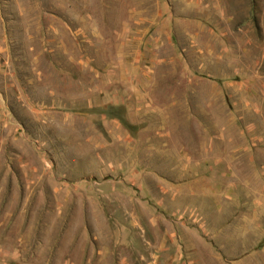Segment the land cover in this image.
<instances>
[{
    "label": "rangeland",
    "instance_id": "374dc122",
    "mask_svg": "<svg viewBox=\"0 0 264 264\" xmlns=\"http://www.w3.org/2000/svg\"><path fill=\"white\" fill-rule=\"evenodd\" d=\"M0 264H264V0H0Z\"/></svg>",
    "mask_w": 264,
    "mask_h": 264
}]
</instances>
